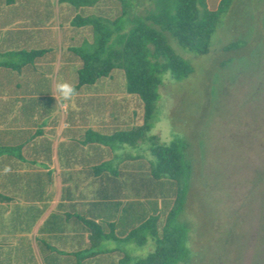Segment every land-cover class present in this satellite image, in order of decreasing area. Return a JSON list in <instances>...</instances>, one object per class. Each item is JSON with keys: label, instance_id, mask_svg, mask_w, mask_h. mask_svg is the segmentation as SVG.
Segmentation results:
<instances>
[{"label": "trees", "instance_id": "1", "mask_svg": "<svg viewBox=\"0 0 264 264\" xmlns=\"http://www.w3.org/2000/svg\"><path fill=\"white\" fill-rule=\"evenodd\" d=\"M14 1L4 0V4L12 5ZM56 1L60 6L55 21H61L63 31L68 32L69 25L71 31L86 35L83 38L75 36L79 42L69 45L67 53L61 49L66 55L61 60L59 72L64 73L65 64L73 65L71 70L76 75L73 86L78 92L84 86L93 87L110 79L113 70L122 71L124 92L136 96L142 106V124L108 135L85 131L82 144L94 145L101 161L80 170L86 176L84 182H88L85 185L88 190L83 194L93 195L92 201L79 204L80 211L70 204L76 196L75 187H67L62 192L61 202L47 212L52 189L43 184V174L16 172L19 165L34 166L30 158L37 157L38 148L31 151L30 156L21 155L13 147L0 148V261L106 260L118 261V264H181L187 255L186 240H192L187 238L192 221L187 213L192 208L191 213L200 223L203 209L200 203L196 209L195 204L192 207L199 195L191 198L189 195L191 167L184 152L185 143L175 138L168 144H160L155 136L147 135L151 159L132 168L126 166L128 170L119 168L118 162L113 163L110 153L120 145L134 146L148 134L155 103L159 100L161 74L168 73L173 79L181 80L192 71L190 63L175 48L206 54L209 38L233 0H216V5L208 0ZM41 4L44 9L46 3ZM101 4H112L119 9L97 10ZM208 6L214 8L210 10ZM65 13L67 16L62 20ZM47 16L43 14L42 18ZM50 17L52 19V13ZM48 30L33 29L38 32L36 36H48ZM16 49L6 53L0 50L2 55L20 58L18 63L0 62V68L8 70L6 78H11L13 87L17 86L15 82L24 80L27 73L28 79L41 80L42 75L36 74L35 63L47 49L14 51ZM71 57L78 60L77 66ZM59 77L66 81L64 75ZM49 80L45 76L44 81ZM92 100L88 99L86 105L92 106ZM35 101L42 104L40 108L43 107L44 113L54 111L52 97ZM46 105L50 108H45ZM88 112L84 110L80 114ZM68 114L70 117L73 111ZM104 152L107 160L102 159ZM125 160L136 161L137 158ZM30 176L35 180L32 191L25 184L30 182ZM34 228L32 245L27 233ZM117 241L139 246L151 241L152 251L143 258L133 259L123 249H109L106 245Z\"/></svg>", "mask_w": 264, "mask_h": 264}, {"label": "rangeland", "instance_id": "2", "mask_svg": "<svg viewBox=\"0 0 264 264\" xmlns=\"http://www.w3.org/2000/svg\"><path fill=\"white\" fill-rule=\"evenodd\" d=\"M208 1L217 4L216 0ZM41 3H46L44 9ZM51 5L15 0L7 6L0 0V50H35L37 47L32 46L38 32L33 31V25L38 23L35 28L43 31L49 28L46 36L49 42L44 44L45 48L50 47L49 55L58 57L56 61L62 60L66 54L62 50L58 52L56 40L58 28L62 27L60 20L55 21L59 7L56 3ZM111 8L119 9L112 4H101L96 9ZM213 8L208 6L210 10ZM51 13L52 19H49ZM43 14L48 15L47 18H42ZM66 16L65 13L62 20ZM17 19L24 25L18 24L12 29ZM31 22L33 25L29 26ZM67 26L68 32L60 30L61 46L66 53L69 45L78 44L75 36L83 38L85 35ZM50 33L53 36H49ZM175 50L190 63L191 73L181 80L173 79L168 73L161 74L159 100L155 103L148 134L134 146L114 148L113 163L121 161L125 169L151 159L147 135L155 136L160 144L182 139L191 167L189 195L190 198L199 195L192 207L195 204L196 209L200 203L203 209L200 223L191 213L192 208L187 213V218H192L187 238L192 240H186L187 255L181 264H264V0H233L210 36L206 54L198 55L177 47ZM1 53L0 62L18 63L20 60L18 56ZM67 56L69 58V54ZM71 58L77 66L78 60ZM65 65L64 73L57 75L50 70V80L40 83L39 91H34L36 95H46L49 91L54 94L55 90L46 88H52L60 74L66 77V82L75 84L73 65ZM110 77L96 86L80 88L71 99L79 111L92 110L94 131L107 135L137 127L143 119L139 100L124 92L122 71L113 70ZM4 88L1 92L8 96L17 91L9 84ZM91 98L92 106H87ZM8 106L9 110H3L0 118L12 114L14 105ZM19 110L26 113L24 108ZM91 112L76 114L73 111L70 115L73 120L79 117L78 121H85ZM20 121L22 123V119ZM161 122L170 127L169 138L164 143L155 130ZM129 157L137 160H125ZM106 245L123 249L133 259L143 258L152 251L151 241L142 246L124 241ZM112 260L116 259L112 257Z\"/></svg>", "mask_w": 264, "mask_h": 264}, {"label": "crops", "instance_id": "3", "mask_svg": "<svg viewBox=\"0 0 264 264\" xmlns=\"http://www.w3.org/2000/svg\"><path fill=\"white\" fill-rule=\"evenodd\" d=\"M52 3H56L57 7L60 6L56 0L47 1L48 6H52ZM56 11L58 12L57 8ZM15 23L12 25V29L19 25H24L17 19V21H13ZM59 25V24H58ZM31 26V24L29 25ZM61 26V25H60ZM35 27L33 26V29ZM64 28H58V52L62 49L61 46V32L60 30ZM55 33V32H54ZM19 34V33H18ZM38 36V35H37ZM18 37V35H15ZM6 43H10L9 40H5ZM49 40L46 39L45 36H38L35 38V42H33L32 47L44 48L47 51L38 58L36 68L37 73L40 74L41 80L35 81L37 78H32L31 80L29 73L21 82H15L17 86L15 89L17 91L11 96L2 94L1 90H5V86L9 84L13 86L10 82L11 78H6L5 68H0V114H4L3 110H6L10 105H14V110L12 114L7 116V114L0 118V148L5 147H13L18 149V152L25 156L32 153L35 148L37 150V157H29L34 162V166L32 168H27V165L18 166L17 173H23L25 171L31 172V174H40L42 173L43 184H48V189H52V198L49 200V206L47 212L56 208V206L61 202L62 192L67 187H75L76 196L70 204L74 205L75 209H78L79 204L82 202L92 201L93 195L91 194H83V192H87L85 185H88V182H84L86 176L80 172L82 168L86 165L93 166L94 164H98L101 161V157H98V152L94 150V145H85L82 144L83 135L86 130L94 131V118L93 112L90 110L88 113H92L89 115L85 121H78L79 117H76L74 120L69 117L68 113L70 109H73L76 114L81 113L78 107L74 105L75 102H67L68 107H58V101L51 95V92L46 95L43 94L41 96L36 95L34 91H39L40 83L46 84L48 82L44 81L45 76L50 79V66H53V70L59 74L61 60L56 61V56L53 58L52 55H49L48 51H50V47L47 46L45 48L46 43ZM37 43V44H36ZM11 44V43H10ZM8 46V45H7ZM6 46V47H7ZM41 46V47H40ZM24 46H21V49H24ZM4 49V48H3ZM13 49H5L2 52L6 53L12 51ZM56 50V52H57ZM51 52V51H50ZM60 53V52H59ZM60 66V67H59ZM32 74H35L34 72ZM5 75V76H4ZM29 76V77H28ZM33 76V75H32ZM37 77V76H34ZM39 78V77H38ZM35 79V80H34ZM61 81L62 79L59 77L58 79ZM45 88V87H44ZM47 90H55V85L53 84L52 88L48 87ZM53 98L55 100V107L52 113L46 114L43 112V107L40 108L42 104H38L35 100L45 99V98ZM28 100V103L24 101ZM34 99V100H32ZM30 101V102H29ZM84 102V101H83ZM64 103V101H61ZM51 104V105H52ZM54 106V105H53ZM45 108H50L49 106H44ZM20 108H24L26 113L20 112ZM15 111V112H14ZM31 111L33 113H31ZM14 112V113H13ZM22 114H27L26 117H23ZM87 114V113H84ZM6 116L8 119H6ZM77 116V115H76ZM24 118V119H23ZM20 119L21 121L18 122ZM13 122V123H12ZM84 123V125L80 124ZM74 123V124H73ZM74 136V137H73ZM104 148V147H103ZM112 153L110 155L112 156ZM32 155V154H31ZM95 155V156H94ZM107 153L104 152L102 159L107 160ZM118 162L119 168L123 167ZM30 182H26L25 184L31 187L28 190H34V178L30 176ZM43 186V185H42ZM26 191L25 193H27ZM82 192V193H81ZM82 196V197H81ZM86 196V198H85ZM64 201V200H63ZM23 201L21 200V203ZM78 211H80L78 209ZM61 234V233H60ZM66 235L65 233H62ZM34 235L35 228L31 230L30 233H27V236L30 237L31 244H34ZM70 240L67 238V241ZM73 243V239L70 242V245ZM113 248V247H112ZM110 249V248H109ZM0 261V264H118V261Z\"/></svg>", "mask_w": 264, "mask_h": 264}, {"label": "clouds", "instance_id": "4", "mask_svg": "<svg viewBox=\"0 0 264 264\" xmlns=\"http://www.w3.org/2000/svg\"><path fill=\"white\" fill-rule=\"evenodd\" d=\"M53 97L58 101V107L67 108L69 101L77 95V91L73 85L66 81H58L55 84V92L52 94ZM61 101H64V103H61ZM159 132L161 137V142H167L169 138L170 133V127L164 125L162 122L161 124L157 125V128L155 129Z\"/></svg>", "mask_w": 264, "mask_h": 264}]
</instances>
